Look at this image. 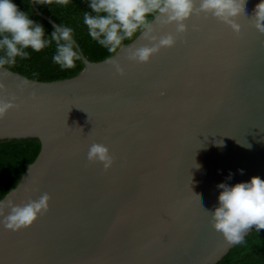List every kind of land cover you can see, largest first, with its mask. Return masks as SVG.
I'll list each match as a JSON object with an SVG mask.
<instances>
[{
  "label": "water",
  "instance_id": "95a60500",
  "mask_svg": "<svg viewBox=\"0 0 264 264\" xmlns=\"http://www.w3.org/2000/svg\"><path fill=\"white\" fill-rule=\"evenodd\" d=\"M257 3L241 0L231 16L236 31L207 12L187 20L182 34L175 24L155 23L154 35L177 40L147 63L128 58L130 48L150 46L138 35L100 62H90L73 39L84 67L69 79L40 82L0 66V97L16 104L0 118V142L41 144L1 201L50 196L31 226L12 231L0 223V264L221 261L235 244L210 222L217 184L264 179ZM93 143L109 148V168L88 160Z\"/></svg>",
  "mask_w": 264,
  "mask_h": 264
},
{
  "label": "clouds",
  "instance_id": "9594fccd",
  "mask_svg": "<svg viewBox=\"0 0 264 264\" xmlns=\"http://www.w3.org/2000/svg\"><path fill=\"white\" fill-rule=\"evenodd\" d=\"M243 4L245 0H242ZM241 0H89L91 12H85L83 23L88 34L110 53L123 46L126 39L137 34L150 42L130 48V60L147 63L161 48L175 45L177 36L171 33L157 37L154 24H175L176 33L187 31L186 21L193 15L207 12L223 20L230 29L236 31L239 25L231 19L237 12ZM255 27L264 32V0H258L253 9ZM74 29L65 25H54L50 38H45L43 24L31 19L21 11L15 0H0V66L16 63V58H27L26 49L39 52L55 42L56 51L52 56L61 69L75 67L80 59L74 46ZM116 71L123 74V68L115 64ZM2 87V86H0ZM16 107L14 98L0 97V118ZM89 161H98L107 169L113 163L109 148L101 143H93L89 150ZM241 172L243 170H240ZM228 179H231V173ZM218 203L210 210L211 224L228 242L240 244L246 231L255 227L264 229V179L252 176L247 181L228 184L220 182ZM50 196L45 193L38 200L24 204L0 201V223L4 228L18 231L31 226L38 216L49 208ZM5 207L7 214L5 215ZM206 211H209L206 209Z\"/></svg>",
  "mask_w": 264,
  "mask_h": 264
},
{
  "label": "trees",
  "instance_id": "16d2710c",
  "mask_svg": "<svg viewBox=\"0 0 264 264\" xmlns=\"http://www.w3.org/2000/svg\"><path fill=\"white\" fill-rule=\"evenodd\" d=\"M15 3L21 11L28 13L31 19L43 24L45 38H50L54 27L36 15L33 5L42 15L50 17L57 25L72 27L73 39L90 62L103 61L117 52L110 53L88 34L87 26L83 23V15L85 12H91L88 7L89 0H32V2L31 0H15ZM138 35L126 39L123 44L130 43ZM26 51L30 53L27 58L17 57L15 64L2 67L40 82L75 77L84 67L81 58L75 62V67L69 69H61L55 64L52 60L56 51L54 41L39 52L30 48ZM2 54L0 52V55ZM40 148V141L37 140L0 142V201L17 186L27 167L36 159ZM218 264H264V229L257 231L253 227L244 237V241L235 244Z\"/></svg>",
  "mask_w": 264,
  "mask_h": 264
}]
</instances>
